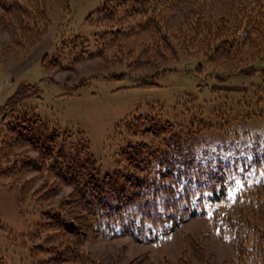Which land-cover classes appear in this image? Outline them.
I'll use <instances>...</instances> for the list:
<instances>
[{
    "label": "trees",
    "instance_id": "16d2710c",
    "mask_svg": "<svg viewBox=\"0 0 264 264\" xmlns=\"http://www.w3.org/2000/svg\"><path fill=\"white\" fill-rule=\"evenodd\" d=\"M186 1L108 0L102 11L104 19L114 20L116 6L122 7V15L131 21H118L123 31L114 40L147 31L155 57L192 54L202 61L199 69L207 65L211 72L231 59L235 74H260V81L239 96L235 109L229 107V92L212 90L218 100L211 110L192 106L181 121L149 114L122 119L117 125L124 135L119 159L125 164L102 173L85 135L36 116L25 100L37 92L32 84H21L0 105V141L5 134L10 137L0 144L8 152L0 163V178L8 176L16 183L26 169H41L71 188V203L43 223L56 228L69 248L87 239L117 237L158 244L170 240L181 224L207 216L217 237L233 245L229 264H264V126L252 125L264 121V67L255 66L264 59V0H219L228 16L221 9L214 11L212 0H189V28L173 30L171 12ZM54 5L61 17L70 10V0H12L2 8L8 14L23 6L29 10L36 43L47 30ZM227 18L234 19L232 24ZM248 49L250 64L244 56ZM41 60L43 65L47 60L64 66L46 53ZM20 145L36 157L11 154ZM183 239L182 255L176 260L163 256L160 264H187L183 256L198 254L194 250L201 246ZM0 264L8 263L0 259ZM127 264H153V259L143 254Z\"/></svg>",
    "mask_w": 264,
    "mask_h": 264
},
{
    "label": "rangeland",
    "instance_id": "374dc122",
    "mask_svg": "<svg viewBox=\"0 0 264 264\" xmlns=\"http://www.w3.org/2000/svg\"><path fill=\"white\" fill-rule=\"evenodd\" d=\"M190 1L171 12L173 30L179 26L189 28ZM202 1H214V11L221 9L227 15L222 1ZM107 2L70 0V10L64 17L57 5L52 6L47 30L36 43L32 42L35 25L29 10L23 6L16 14H8L2 6L10 5L12 0L0 4V105L21 84H32L37 94L25 100L26 106L51 125L82 132L102 173H111L125 164L119 159L124 135L117 125L122 119L149 114L181 121L192 106L210 111L218 100L212 90L229 92V107L235 109L239 96L248 91L250 84L260 81V74H235L238 69L231 59L221 61L219 70L211 72L207 65L199 69L202 61L192 54L155 57L147 31L114 40L123 31L118 23L130 22L131 18L122 15L123 8L117 5L114 17L118 19H104L102 9ZM227 19L230 24L234 21ZM193 46L188 48L190 53L195 50ZM45 53L64 66L47 60L43 65ZM250 54L249 49L244 52L247 64L253 59H248ZM255 66L263 68L264 59ZM252 125L260 129L264 121ZM5 139H10L9 135L5 134L0 144ZM10 152L36 157L25 145ZM5 156L8 152L0 145V163H5ZM26 170L18 175L16 183L8 176L0 178V259L8 264H127L143 254H149L153 264H160L163 256L176 260L182 255L186 248L183 237L201 246L194 250L198 254L183 256L187 260L184 263L229 264L228 259L234 257L232 243L217 237L207 216L181 224L170 240L158 244L117 237L87 239L69 248L56 228L44 227L43 223L71 203V188L44 170Z\"/></svg>",
    "mask_w": 264,
    "mask_h": 264
}]
</instances>
